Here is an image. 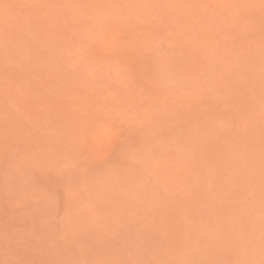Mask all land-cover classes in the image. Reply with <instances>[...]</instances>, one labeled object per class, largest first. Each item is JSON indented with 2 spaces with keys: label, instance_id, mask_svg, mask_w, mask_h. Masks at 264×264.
<instances>
[{
  "label": "rangeland",
  "instance_id": "obj_1",
  "mask_svg": "<svg viewBox=\"0 0 264 264\" xmlns=\"http://www.w3.org/2000/svg\"><path fill=\"white\" fill-rule=\"evenodd\" d=\"M0 264H264V0H0Z\"/></svg>",
  "mask_w": 264,
  "mask_h": 264
}]
</instances>
